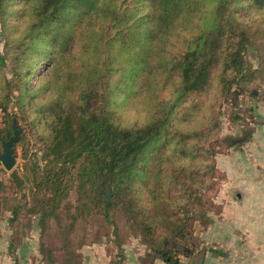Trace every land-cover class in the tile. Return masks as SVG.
I'll list each match as a JSON object with an SVG mask.
<instances>
[{"label":"rangeland","instance_id":"rangeland-1","mask_svg":"<svg viewBox=\"0 0 264 264\" xmlns=\"http://www.w3.org/2000/svg\"><path fill=\"white\" fill-rule=\"evenodd\" d=\"M36 1L0 0V152L1 142L13 136V122L22 130L14 145L15 167L0 169V213L15 210L24 216L22 224L30 221L26 220L31 219L29 215H37L41 229L52 231L47 240L56 247L76 249L104 243L110 249L121 247L126 256L139 251L146 259L166 263L170 261L161 257L166 254L188 264L194 253L201 252L202 233L211 220L242 193V177L249 183L264 182V7L254 0H208L202 4L203 13L223 7L215 56L205 86L184 95L178 92L180 72L175 59L186 48V37L197 31L184 24L185 12L173 29L154 41L155 55L148 57L150 70L137 78H131L133 71L128 74L129 56H120L119 41L108 50L101 45L96 50L97 38H86L93 27L84 29L89 19L81 14L58 65L63 71L61 80L50 82L51 92L47 89L39 94L50 77L51 52H56L55 45L43 37L50 39L59 33L66 39L70 28L69 24L58 27L56 18L36 25L37 18L31 14ZM100 1L109 3L98 0V4ZM116 3L119 7L120 0ZM69 9L64 10L62 19L75 23ZM107 9L103 11L107 13ZM102 12L95 16L98 21L106 15ZM103 24L108 34L112 29L108 18ZM32 26H42L41 39L29 40ZM38 40L40 44L35 45ZM93 43L97 47L91 52ZM211 43L207 41L206 47ZM236 50L243 55L240 73L230 67V55ZM101 53L105 56L99 63H106L107 69L94 77L91 92L86 91L85 63L98 59ZM56 85L68 101L58 99ZM87 102L96 108L105 104L112 120L123 129L142 130L165 119L132 180L123 183L114 197L110 192L109 210L94 196L98 186L83 183L76 168L68 164L54 201L48 188L39 184L46 171L52 176L62 166L46 153L54 113L69 109L76 122Z\"/></svg>","mask_w":264,"mask_h":264},{"label":"trees","instance_id":"trees-1","mask_svg":"<svg viewBox=\"0 0 264 264\" xmlns=\"http://www.w3.org/2000/svg\"><path fill=\"white\" fill-rule=\"evenodd\" d=\"M116 1L109 0L108 4L104 1H100L98 4V0L36 1V5L32 7L31 11V14L37 18L36 25H43L46 21L50 22L53 18H56L59 21L58 27L69 24L70 28L66 39L59 33L52 35L50 39L47 36L43 37L49 44L55 45L56 52H51L50 77L39 89V91L41 90L39 94L43 93L44 90L52 89H49L51 81L54 84L61 80L63 71L59 69L58 65H60V61H63L64 51L68 49V45L73 38L74 27L79 25L81 14L88 15L89 19L84 29L88 30L93 27L92 30L89 29L90 33L87 34L86 38H97L98 40V47L93 43L90 51L93 52L94 45L95 48L97 47L96 50L100 48V45L108 50L113 43L119 41L120 56L125 54L129 56V59L126 60L129 68L128 74H132L133 71L131 78H137L142 73L150 70L151 63L148 57L155 52L154 41L160 37L161 33H166L168 29L172 28L180 14L185 12L184 14L187 17L184 20V24L188 27L196 28L197 31L186 37L187 46L181 51L180 58L175 59L176 70L180 72L181 87L178 92L184 95L191 90H200L205 86L211 72L209 65L212 64V59L215 56V38L219 30L216 29L223 7H220L217 12L211 9V11L203 13L202 4L204 2L207 3L208 0H120L119 7H117ZM212 1L221 2V0ZM254 1L264 7V0ZM110 6L114 7L107 9ZM125 6H131L132 9L128 11L127 8H121ZM66 8H71L67 12L75 17V23H69L62 19L64 16L62 14ZM196 8H198V16L195 15ZM104 9H107V13L103 11ZM101 12L106 15L102 17V20L98 21V17L96 18L95 16ZM104 18H108L110 25H112V29L108 33L109 36L104 33L106 29H104L103 24ZM41 29L42 26H32L29 29V35L27 34L29 40L41 39ZM109 37L113 39H109ZM207 41L212 42L210 49L206 47ZM39 44V40L35 42V45ZM58 46L59 49H57ZM86 46L88 48L91 47L88 40ZM219 46L220 43L217 50ZM163 50L165 52V49ZM104 56V53H101L97 57L98 59L95 60L93 57L90 63L87 65L85 63L88 71H86L84 76L89 82L86 91L91 92L90 86L94 81V77L102 76L104 70L107 69L106 63H101V65L99 63ZM230 58V67L240 73L244 65L241 51H234L231 53ZM171 60H174V58L171 57ZM104 61L110 60L105 59ZM0 63H2V60H0ZM152 65L158 68L156 63ZM28 72L27 70L26 73L29 74ZM27 84L28 80L23 85L24 88H26ZM59 89L60 87L56 85L58 99L61 100L63 97V102L68 97L67 95L63 96L58 91ZM128 94H133L132 89L129 90ZM59 103L61 104V101ZM82 105L81 113L76 122H73V114L69 109L60 114L58 111L54 113L52 117L54 122L49 125L51 142L46 149V153L49 151L48 153L55 156V160L60 162L62 166L60 172L52 176L46 171L39 184L48 188L51 193V200L54 201L61 192L60 178L68 164L74 169L76 168L78 177L83 183L91 182L98 186L94 196L95 198H101L105 209L109 210L112 202L106 201L105 195L101 194L100 190H104L105 194L111 192L114 197L116 195L115 192L119 190L123 183L125 184L132 180V177L137 173L136 167L140 158L148 152L154 139L161 133L160 130L165 125V119L160 118L157 123L142 130L134 128L123 129L112 120L105 104H101L99 108L93 107L88 102ZM161 257L164 261L182 264L178 259H172L166 254H162Z\"/></svg>","mask_w":264,"mask_h":264},{"label":"crops","instance_id":"crops-1","mask_svg":"<svg viewBox=\"0 0 264 264\" xmlns=\"http://www.w3.org/2000/svg\"><path fill=\"white\" fill-rule=\"evenodd\" d=\"M261 159L264 164V155ZM0 169L4 171L1 164ZM245 179L242 177V193L235 202L226 203L219 217L204 230L201 252L194 253L188 264H264V182L249 183ZM23 217L15 210L0 213V264L165 263L146 259L139 251L126 256L121 247L110 249L104 243L76 249L56 247L47 240L52 231L41 229L40 217L29 215L31 219L26 220L30 221L22 224Z\"/></svg>","mask_w":264,"mask_h":264},{"label":"water","instance_id":"water-1","mask_svg":"<svg viewBox=\"0 0 264 264\" xmlns=\"http://www.w3.org/2000/svg\"><path fill=\"white\" fill-rule=\"evenodd\" d=\"M13 136L7 141L1 142L2 151L0 152V164L5 171H11L16 165V157L14 155V144L18 142L20 133L22 130L17 126L15 122L12 124ZM101 194L105 195L106 201H110L111 194H105L101 191Z\"/></svg>","mask_w":264,"mask_h":264},{"label":"built area","instance_id":"built-area-1","mask_svg":"<svg viewBox=\"0 0 264 264\" xmlns=\"http://www.w3.org/2000/svg\"><path fill=\"white\" fill-rule=\"evenodd\" d=\"M164 264H176V263H173V262H172V263H171V262H166V263H164Z\"/></svg>","mask_w":264,"mask_h":264}]
</instances>
